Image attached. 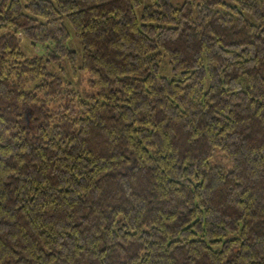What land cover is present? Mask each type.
<instances>
[{
    "label": "trees",
    "instance_id": "1",
    "mask_svg": "<svg viewBox=\"0 0 264 264\" xmlns=\"http://www.w3.org/2000/svg\"><path fill=\"white\" fill-rule=\"evenodd\" d=\"M0 264H264V0H0Z\"/></svg>",
    "mask_w": 264,
    "mask_h": 264
},
{
    "label": "rangeland",
    "instance_id": "2",
    "mask_svg": "<svg viewBox=\"0 0 264 264\" xmlns=\"http://www.w3.org/2000/svg\"><path fill=\"white\" fill-rule=\"evenodd\" d=\"M182 0H172V2L175 4V3H178V2H181ZM69 48L75 52L79 51V44L74 40V39H71L69 44H68ZM22 49L25 50V52L27 54L29 53H43V49H41V47H37L36 49H32L29 47V43L28 41L23 38V41H22ZM62 66H65V62H62L61 63ZM50 69H56L55 66H52ZM166 75V74H165ZM83 82L80 83L79 86H75V88L78 89L79 92H82V91H86V92H89V93H95L96 92V87H91L90 84L87 83L88 81V76L85 74L83 75ZM168 77H172V74L171 73H168L167 74ZM209 166H215V167H218L219 169H221L223 172H228L229 170H231V162L229 161V159L224 155L223 152H221L219 149H215L212 156L210 157L209 159Z\"/></svg>",
    "mask_w": 264,
    "mask_h": 264
}]
</instances>
